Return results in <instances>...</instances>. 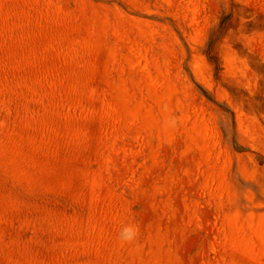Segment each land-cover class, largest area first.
<instances>
[{
  "label": "rangeland",
  "instance_id": "obj_1",
  "mask_svg": "<svg viewBox=\"0 0 264 264\" xmlns=\"http://www.w3.org/2000/svg\"><path fill=\"white\" fill-rule=\"evenodd\" d=\"M0 264H264V0H0Z\"/></svg>",
  "mask_w": 264,
  "mask_h": 264
},
{
  "label": "clouds",
  "instance_id": "obj_2",
  "mask_svg": "<svg viewBox=\"0 0 264 264\" xmlns=\"http://www.w3.org/2000/svg\"><path fill=\"white\" fill-rule=\"evenodd\" d=\"M136 229L134 227H125L120 233V239L125 242H130L135 239Z\"/></svg>",
  "mask_w": 264,
  "mask_h": 264
}]
</instances>
